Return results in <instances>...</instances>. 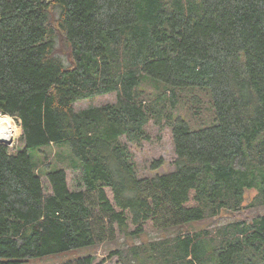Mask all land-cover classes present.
<instances>
[{
  "label": "trees",
  "instance_id": "16d2710c",
  "mask_svg": "<svg viewBox=\"0 0 264 264\" xmlns=\"http://www.w3.org/2000/svg\"><path fill=\"white\" fill-rule=\"evenodd\" d=\"M104 94L116 100L75 108ZM182 96L209 111L203 126L175 114ZM0 111L23 143L0 144V264L154 230L167 234L110 257L264 264V214L219 222L264 206V0H0ZM152 122L171 128L173 169L141 176L130 144ZM53 145L80 189L47 161Z\"/></svg>",
  "mask_w": 264,
  "mask_h": 264
},
{
  "label": "rangeland",
  "instance_id": "374dc122",
  "mask_svg": "<svg viewBox=\"0 0 264 264\" xmlns=\"http://www.w3.org/2000/svg\"><path fill=\"white\" fill-rule=\"evenodd\" d=\"M60 51L62 54L66 56L67 52L66 46L62 43H59ZM67 57V56H66ZM141 88L146 90V92H154L155 88L151 83H144L141 85ZM185 93H182L184 95ZM116 100L115 94H104L97 95L92 98L79 100L75 104V108L77 110L86 109L93 106H100L106 103H112ZM193 99L189 96H182L181 102L178 105V111L175 112L177 115H183L186 118L191 119L192 122H196L197 126H203L204 121L208 116L209 111L204 108H201V112L198 114H192L195 111L193 105ZM2 112L0 111V114ZM3 114V113H2ZM1 114V115H2ZM5 115V114H4ZM4 115H2L4 117ZM12 118V129L8 128L7 120H4L0 117L1 121L5 124V127L12 132V136L8 141H4L10 144V147H23V143L21 140L22 137V128L20 126V121L15 118ZM148 132L150 134L149 139L142 141L140 145L130 144V149L133 153L134 160L136 162L137 170L139 175L141 176H153L155 173H165L169 172L173 169V159L175 158L173 142H172V134L171 128L165 126L163 128L159 127L158 124L152 122L148 126ZM21 133V134H20ZM20 134V135H19ZM45 152L49 153V157L47 161H51L55 165H59L64 167L67 172V181L69 188L71 190L80 189L83 187L81 184V171L75 170L71 167V157L69 156V152L67 148H59L57 146H51L46 148ZM162 159L163 167L157 170H153L151 167L155 161ZM42 181L44 185L47 187V191L51 192L50 185L46 176L42 177ZM257 191L255 189L248 190L246 192L245 202L244 204H248L253 200ZM259 214H264V206L259 208H246L243 211L237 213L236 215L227 214V216H221L219 218L220 223H225L228 221H232L233 219H247L252 220L255 216ZM210 221L204 223V225L209 224ZM214 225V224H213ZM212 226V225H209ZM165 231H150L148 233H144L142 236L137 238L123 237L117 234L114 240H109L101 243L100 245L93 247H85V248H76L72 250H68L66 252H61L57 254H51L44 257H38L28 260L23 264H59L69 260H74L79 257L87 256V255H95L96 260L95 264H122L119 255H114L110 257L111 252H114L119 249H123L126 254L127 250L130 246L133 245H141L145 241H148L153 238H158L160 236L166 235Z\"/></svg>",
  "mask_w": 264,
  "mask_h": 264
},
{
  "label": "bare ground",
  "instance_id": "6f19581e",
  "mask_svg": "<svg viewBox=\"0 0 264 264\" xmlns=\"http://www.w3.org/2000/svg\"><path fill=\"white\" fill-rule=\"evenodd\" d=\"M12 136V132L5 127V124L0 119V141H8Z\"/></svg>",
  "mask_w": 264,
  "mask_h": 264
},
{
  "label": "water",
  "instance_id": "95a60500",
  "mask_svg": "<svg viewBox=\"0 0 264 264\" xmlns=\"http://www.w3.org/2000/svg\"><path fill=\"white\" fill-rule=\"evenodd\" d=\"M0 144H6V145H9L10 146L9 143L3 142V141H0Z\"/></svg>",
  "mask_w": 264,
  "mask_h": 264
}]
</instances>
